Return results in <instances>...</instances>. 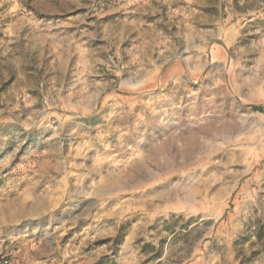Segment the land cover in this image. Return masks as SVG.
Masks as SVG:
<instances>
[{"label": "rangeland", "instance_id": "rangeland-1", "mask_svg": "<svg viewBox=\"0 0 264 264\" xmlns=\"http://www.w3.org/2000/svg\"><path fill=\"white\" fill-rule=\"evenodd\" d=\"M264 0H0V264H264Z\"/></svg>", "mask_w": 264, "mask_h": 264}, {"label": "trees", "instance_id": "trees-1", "mask_svg": "<svg viewBox=\"0 0 264 264\" xmlns=\"http://www.w3.org/2000/svg\"><path fill=\"white\" fill-rule=\"evenodd\" d=\"M254 109L260 112H264V107H255Z\"/></svg>", "mask_w": 264, "mask_h": 264}]
</instances>
